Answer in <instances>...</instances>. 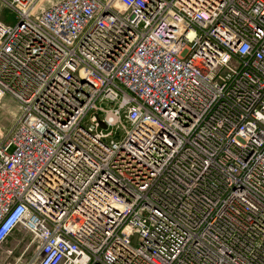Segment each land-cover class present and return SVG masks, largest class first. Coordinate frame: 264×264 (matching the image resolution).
Listing matches in <instances>:
<instances>
[{
    "label": "built area",
    "instance_id": "built-area-1",
    "mask_svg": "<svg viewBox=\"0 0 264 264\" xmlns=\"http://www.w3.org/2000/svg\"><path fill=\"white\" fill-rule=\"evenodd\" d=\"M48 1L0 0L9 264H264V0Z\"/></svg>",
    "mask_w": 264,
    "mask_h": 264
},
{
    "label": "rangeland",
    "instance_id": "rangeland-1",
    "mask_svg": "<svg viewBox=\"0 0 264 264\" xmlns=\"http://www.w3.org/2000/svg\"><path fill=\"white\" fill-rule=\"evenodd\" d=\"M54 0H49L45 5L49 6ZM3 18L8 22H15V16L5 11ZM21 105L12 97L7 96L0 105V139L7 136V130L12 125L17 117L21 114ZM17 116V117H16ZM31 243V237L25 230L16 232L12 238L0 250V264H9L19 258L26 244ZM16 248V252L12 257H8L10 250ZM34 245L30 249V252Z\"/></svg>",
    "mask_w": 264,
    "mask_h": 264
},
{
    "label": "crops",
    "instance_id": "crops-1",
    "mask_svg": "<svg viewBox=\"0 0 264 264\" xmlns=\"http://www.w3.org/2000/svg\"><path fill=\"white\" fill-rule=\"evenodd\" d=\"M19 231H20V230H18L17 232H19ZM11 238H12V237H11ZM11 238H10V239H11ZM10 239H9V240H10ZM9 240H8V241H9ZM8 241H7V242H8ZM7 242H6V243H7ZM26 245H27V244H26ZM26 245H24V247H25ZM24 247H23V249H24ZM12 250L14 251V253L16 252V248H14V249H12Z\"/></svg>",
    "mask_w": 264,
    "mask_h": 264
}]
</instances>
